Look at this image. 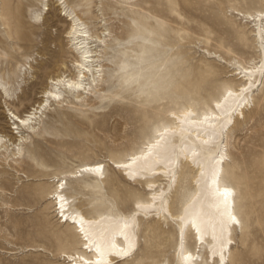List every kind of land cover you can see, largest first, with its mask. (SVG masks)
Segmentation results:
<instances>
[{
  "label": "rangeland",
  "instance_id": "rangeland-1",
  "mask_svg": "<svg viewBox=\"0 0 264 264\" xmlns=\"http://www.w3.org/2000/svg\"><path fill=\"white\" fill-rule=\"evenodd\" d=\"M238 11L264 12V0H0V136L8 146L0 150V264H65L62 252L80 250L50 199L55 175L87 215L130 213L146 197L113 162L138 151L170 112L208 110L228 86L238 87L235 69L264 62L257 27ZM70 13L105 40V87L80 102L63 91L65 101L38 116L34 133L14 135L8 110L23 114L42 102L50 78L77 72ZM226 143L224 178L237 190L243 223L229 264H264V79ZM97 162L106 165L105 179L64 178ZM139 233L136 256L120 264H177L173 224L142 220Z\"/></svg>",
  "mask_w": 264,
  "mask_h": 264
},
{
  "label": "bare ground",
  "instance_id": "bare-ground-1",
  "mask_svg": "<svg viewBox=\"0 0 264 264\" xmlns=\"http://www.w3.org/2000/svg\"><path fill=\"white\" fill-rule=\"evenodd\" d=\"M236 14L255 24L257 37L264 42V12L244 14L238 11ZM68 16L71 21L70 46L76 56L77 72L71 78L66 72L50 78L49 89L40 95L42 102L35 103L23 114L8 110L7 116L13 121L10 129L17 130L14 135L21 134L22 130L34 133L37 120L50 111L51 104L59 105L65 101L62 100L63 91L80 102L85 94H96L105 87L100 50L106 47L105 40L88 34L85 24L73 13ZM262 48L264 50V44ZM211 56L216 58L217 55ZM232 76L239 82L238 87L228 86L208 110L198 112L189 105L170 112L167 123L157 128L153 137L138 151L113 162L114 169L127 181L145 186L146 197L135 201L130 213L87 215L77 208V199L67 195L68 181L60 185L64 179L59 175L50 178L54 183L50 199L54 202L55 212L61 222L73 228L80 245L79 251L61 253L65 264L131 261L140 247L142 220L175 226L177 264H199L203 256L206 264L230 263L236 245L234 232L242 230L243 223L237 212V190L224 178L230 162L226 141L236 118L244 116L251 108V98L264 79V62L252 60L247 67L235 69ZM1 138L0 150L7 149ZM23 151L20 147V157L24 155ZM157 160L161 162L156 163ZM98 167L100 171H97ZM105 173L104 163H86L64 178L77 180L89 175L105 179ZM188 183L190 188L186 191ZM176 197L179 198L177 201ZM62 216L67 217V221ZM190 234L192 249L187 246ZM130 243L134 246L129 254L121 255L128 251Z\"/></svg>",
  "mask_w": 264,
  "mask_h": 264
},
{
  "label": "snow or ice",
  "instance_id": "snow-or-ice-1",
  "mask_svg": "<svg viewBox=\"0 0 264 264\" xmlns=\"http://www.w3.org/2000/svg\"><path fill=\"white\" fill-rule=\"evenodd\" d=\"M69 87H71V85H69ZM160 162H161V161H159V160L156 161V163H160ZM167 162H168V163H171L172 161H167ZM100 170H101V169L98 167V168H97V171H100ZM61 218L64 219L65 221H67V217L62 216ZM232 220L234 221L235 218L232 217ZM72 223L75 225V224H76V221L73 220ZM80 230L83 231V228L81 227ZM85 239H87V237H85ZM133 246H134V245L130 243V244H129V249H128V251H125V252L121 253V255H123V256H127V255L129 254V252L131 251V248H132Z\"/></svg>",
  "mask_w": 264,
  "mask_h": 264
}]
</instances>
